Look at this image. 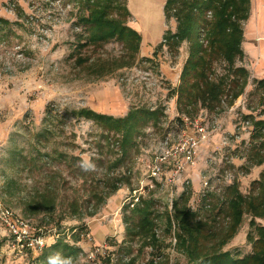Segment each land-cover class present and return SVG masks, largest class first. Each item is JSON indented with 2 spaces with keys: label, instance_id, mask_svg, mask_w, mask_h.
I'll list each match as a JSON object with an SVG mask.
<instances>
[{
  "label": "rangeland",
  "instance_id": "1",
  "mask_svg": "<svg viewBox=\"0 0 264 264\" xmlns=\"http://www.w3.org/2000/svg\"><path fill=\"white\" fill-rule=\"evenodd\" d=\"M126 1L132 17L116 11L123 5L117 0L112 19L142 37L139 50L117 36L96 42L80 23L90 14L85 0H0V20L7 23L0 31V205L30 220L47 243L21 259L0 234V264H194L178 243L187 232L178 229L176 213L193 216L192 238L210 255L231 224L226 210L232 195L247 197L258 187L264 137H253L254 123L264 121V90H257L254 74L248 71L249 85L233 107L223 100V113L200 104L195 116L180 114L176 93L191 44L158 49L178 26L177 19L166 20L167 0ZM251 3V13L264 20V0ZM235 66L247 68V62ZM230 75L224 61L214 64L213 77ZM81 110L116 119L136 111L157 115L139 122L125 151L123 133L79 117ZM196 122L218 133L200 147L190 184L167 182L143 192L150 167L179 146L185 132L193 136L190 124ZM44 133L49 140L43 142ZM38 154L49 158L36 165ZM172 164L168 160L169 177ZM40 193L48 203L45 214L27 215L25 204ZM140 210L148 212L146 220ZM251 221L243 217L223 252L253 253ZM255 222L264 227V219Z\"/></svg>",
  "mask_w": 264,
  "mask_h": 264
},
{
  "label": "trees",
  "instance_id": "2",
  "mask_svg": "<svg viewBox=\"0 0 264 264\" xmlns=\"http://www.w3.org/2000/svg\"><path fill=\"white\" fill-rule=\"evenodd\" d=\"M83 1V0H74ZM117 0H85L86 10L90 12L88 17H82L80 23L90 28L92 38L97 41H107L116 36L124 44L131 46L132 50H139L142 37L126 24L113 21V3ZM83 3V2H81ZM251 0H167L164 12L166 20L177 19L178 26L175 34L166 32L164 35L165 44H161L158 49L165 46L169 49H177L184 42H189L190 56L185 63L181 77L180 86L177 90V106L180 114L188 117L195 116L199 111V105L208 109L211 113H223L222 103L227 98L228 106L231 108L236 101L245 94L249 85L250 73L246 68L235 66L237 60L244 61L245 53L243 43L245 39L244 24L251 16ZM113 11V12H112ZM127 18L132 17L127 7V1L123 0V5L117 8ZM212 13L213 18L207 19L208 13ZM7 25L4 20H0V31L2 26ZM205 41L202 42V38ZM224 61L228 67L231 77H213L214 64ZM257 90H264V80L255 81ZM79 117L92 121L108 132L123 133V149L128 151L132 141V135L139 128V122L146 118L155 119L157 113L150 111H136L123 119H116L112 116L98 114L92 110H81ZM249 119V118H248ZM254 140L260 141L264 137V121L254 123ZM50 136L52 132H47ZM48 134L40 135L41 141L49 140ZM63 157V156H61ZM49 156L38 154L36 165H42L44 159ZM25 161V158L21 157ZM27 160V159H26ZM26 162V161H25ZM28 162V160H27ZM31 171V170H30ZM257 188L249 196H243L238 191L232 195L227 204V215L231 224L225 235L218 238L217 248L210 255L202 254L196 247L192 238L193 227L189 226L192 215L185 211L183 216L176 213V222L179 230L187 232L185 236H178V243L187 254L188 259L194 264H264V227L259 226L255 221L264 219V172L261 179L255 182ZM253 185V186H254ZM14 182H10L8 187L13 189ZM50 190L51 187L47 186ZM45 194L29 200L26 206V214L31 216L45 214L46 202ZM177 206H175L176 209ZM144 217L148 215L146 210H140ZM94 215V214H93ZM245 215L252 216L250 223L251 232L247 240L253 245V253L241 258L230 252H223V248L234 237L239 229ZM146 220V217H145ZM130 219H125L129 223ZM184 224L186 228H184ZM214 248V246H213ZM53 249H56L54 247Z\"/></svg>",
  "mask_w": 264,
  "mask_h": 264
},
{
  "label": "built area",
  "instance_id": "3",
  "mask_svg": "<svg viewBox=\"0 0 264 264\" xmlns=\"http://www.w3.org/2000/svg\"><path fill=\"white\" fill-rule=\"evenodd\" d=\"M192 132L194 135H186L181 138L179 146L171 147L165 150L164 156L159 158L150 167V174L148 183L142 184V191H153L158 184L178 183L190 184V173H193L198 166V155L200 147L210 141L211 136L217 133L218 130L209 132L207 128H203L198 122L191 123ZM168 160H173L170 177L165 170H170L167 165ZM209 188V181L207 179L203 182L204 189ZM203 195V197H205ZM4 233L11 241L13 252L18 254L17 257L21 259L28 256L29 252H42L46 246V239L37 234V230L30 220H26L20 216L15 215L11 210L3 208L0 205V234Z\"/></svg>",
  "mask_w": 264,
  "mask_h": 264
},
{
  "label": "crops",
  "instance_id": "4",
  "mask_svg": "<svg viewBox=\"0 0 264 264\" xmlns=\"http://www.w3.org/2000/svg\"><path fill=\"white\" fill-rule=\"evenodd\" d=\"M134 29L135 28L134 26ZM245 39L243 43V51L245 53V61L247 62V70L254 74L256 81L264 80V20L263 18L251 13L248 26L245 30ZM218 133V132H217ZM221 134H216L215 139ZM216 141V140H215ZM219 147V144L218 146ZM216 146L212 149H215ZM195 182L198 179L194 175Z\"/></svg>",
  "mask_w": 264,
  "mask_h": 264
}]
</instances>
